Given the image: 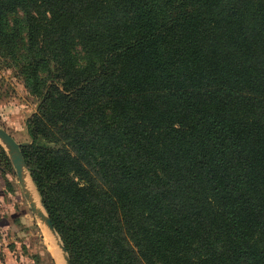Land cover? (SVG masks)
Masks as SVG:
<instances>
[{"label": "trees", "instance_id": "obj_1", "mask_svg": "<svg viewBox=\"0 0 264 264\" xmlns=\"http://www.w3.org/2000/svg\"><path fill=\"white\" fill-rule=\"evenodd\" d=\"M0 56L71 264H264V0H0Z\"/></svg>", "mask_w": 264, "mask_h": 264}, {"label": "rangeland", "instance_id": "obj_2", "mask_svg": "<svg viewBox=\"0 0 264 264\" xmlns=\"http://www.w3.org/2000/svg\"><path fill=\"white\" fill-rule=\"evenodd\" d=\"M17 69L9 59L0 56V126L18 143H24L28 140L25 119L35 110V101L24 87ZM8 184H13L14 191L8 188ZM30 187L34 192L31 184ZM34 201L37 203L36 194ZM12 213L17 216L8 222ZM52 246L48 235L30 212L13 169L12 172L0 170V264H49L45 250L53 256V262L54 257L59 262L58 253L53 254Z\"/></svg>", "mask_w": 264, "mask_h": 264}, {"label": "water", "instance_id": "obj_3", "mask_svg": "<svg viewBox=\"0 0 264 264\" xmlns=\"http://www.w3.org/2000/svg\"><path fill=\"white\" fill-rule=\"evenodd\" d=\"M20 145L21 144L18 143L9 132L0 126V146L5 151L12 165L19 190L30 212L37 219L40 226L44 229V232H47L55 240L59 255V264H71L66 248L55 231L40 196L32 183L24 157L20 150ZM30 184L34 192H31ZM34 194L37 196V203L34 201ZM54 264H57L55 260Z\"/></svg>", "mask_w": 264, "mask_h": 264}, {"label": "bare ground", "instance_id": "obj_4", "mask_svg": "<svg viewBox=\"0 0 264 264\" xmlns=\"http://www.w3.org/2000/svg\"><path fill=\"white\" fill-rule=\"evenodd\" d=\"M46 235H48V239L50 240V242L53 244V254H55V252H57V244L55 242V240L53 238H51V236L45 232ZM58 253V252H57ZM53 257V256H52ZM55 261L57 262L56 258L54 257ZM58 260H59V255H58ZM57 264H59V262H57Z\"/></svg>", "mask_w": 264, "mask_h": 264}]
</instances>
